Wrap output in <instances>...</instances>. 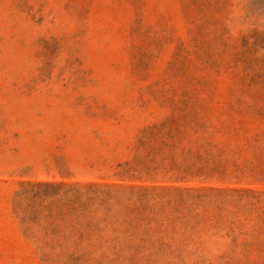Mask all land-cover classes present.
<instances>
[{
  "label": "rangeland",
  "instance_id": "374dc122",
  "mask_svg": "<svg viewBox=\"0 0 264 264\" xmlns=\"http://www.w3.org/2000/svg\"><path fill=\"white\" fill-rule=\"evenodd\" d=\"M0 264H264V0H0Z\"/></svg>",
  "mask_w": 264,
  "mask_h": 264
}]
</instances>
